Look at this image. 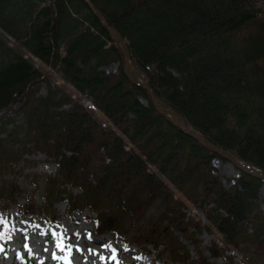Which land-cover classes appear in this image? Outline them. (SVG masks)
I'll return each mask as SVG.
<instances>
[{"label":"trees","instance_id":"16d2710c","mask_svg":"<svg viewBox=\"0 0 264 264\" xmlns=\"http://www.w3.org/2000/svg\"><path fill=\"white\" fill-rule=\"evenodd\" d=\"M90 1L126 40L156 97L264 172V0ZM0 30L85 95L131 145L0 39V111L15 106L0 117V213L55 222L64 203L68 214H93L86 219L94 234L152 249L164 263L237 264L216 242L204 254L202 227L144 162L244 264H264V182L240 171L223 183L213 161L227 160L169 122L128 79L120 48L85 0H0ZM114 63L117 73H106ZM37 153L56 170L42 186L31 181L40 204H21L20 168Z\"/></svg>","mask_w":264,"mask_h":264},{"label":"rangeland","instance_id":"374dc122","mask_svg":"<svg viewBox=\"0 0 264 264\" xmlns=\"http://www.w3.org/2000/svg\"><path fill=\"white\" fill-rule=\"evenodd\" d=\"M0 39L23 57L25 54L29 55V59L31 58L29 63L32 66L39 69L54 85L70 95L75 101L82 104L104 128L119 139L128 151H131V145L119 137L111 124L93 107L91 101L85 95L77 93L68 82L60 77L57 71L40 65L36 57L22 49L18 43L1 30ZM118 66L119 63H114L103 69L108 74H116ZM45 93V87H41L39 94ZM6 114L8 115L9 112ZM134 156L138 158L136 154ZM29 159L32 162L20 168L22 176L18 177V183L23 189L20 203H25L26 198L30 197L40 204L41 193L35 190V185L31 181L34 180L42 186L44 176L53 173L56 167L45 161V157L41 153L30 156ZM142 164L157 177L166 191L172 194L184 206L187 214L202 227L200 240L205 255L209 256L205 248L212 242H216L226 256L231 257L237 264H244L242 256L237 251L228 248L222 238L206 222L201 211L186 205L180 195L174 193L166 185L163 178L157 175L150 166L144 162ZM213 166L226 185L232 184L234 179L240 175L239 170L228 161L216 158L213 161ZM56 209L58 219L55 222L21 220L16 209L0 213V264H167L155 259L152 249H150V253H144L131 245L114 242L108 234L101 236L94 234L93 224L86 219L87 216L93 215L88 209L82 213L68 214L64 203L57 204ZM184 242L188 244L186 241ZM189 247L192 250V246ZM192 255H195L193 251ZM211 261L217 264L224 263V260L220 258H214Z\"/></svg>","mask_w":264,"mask_h":264},{"label":"water","instance_id":"95a60500","mask_svg":"<svg viewBox=\"0 0 264 264\" xmlns=\"http://www.w3.org/2000/svg\"><path fill=\"white\" fill-rule=\"evenodd\" d=\"M88 5L90 6L91 11L102 21L105 27L108 29L111 38L115 42V44L120 48L121 53L124 59V71L127 75L128 79L137 85L143 86L146 90L151 94V98L153 101V105L157 111H159L165 118L178 126L184 133L196 138L201 144H203L206 148L217 152L220 156L228 160V162L234 164L239 170L260 178L264 182V172L249 163L243 162L241 160L236 159L226 150L222 149L221 147L211 143L208 139H206L199 131L195 130L194 128L188 126L183 119V117L171 106H169L164 100L161 98L156 97L152 93V89L149 85L148 80L140 73L137 66L135 65L126 40L122 37V35L111 25L106 22L105 17L103 14L97 9V7L90 1L85 0Z\"/></svg>","mask_w":264,"mask_h":264},{"label":"bare ground","instance_id":"6f19581e","mask_svg":"<svg viewBox=\"0 0 264 264\" xmlns=\"http://www.w3.org/2000/svg\"><path fill=\"white\" fill-rule=\"evenodd\" d=\"M90 7V6H89ZM24 57L26 58V60L29 62V60H31V58L29 59V55H27V54H25L24 55ZM124 60V59H123ZM14 108H15V106H12V107H9V108H6V109H3V110H1L0 111V117L1 116H6L7 114L6 113H8L9 112V114H11L12 113V111L14 110ZM8 114V115H9ZM219 243V242H218Z\"/></svg>","mask_w":264,"mask_h":264}]
</instances>
